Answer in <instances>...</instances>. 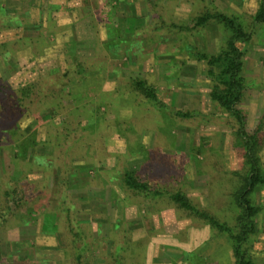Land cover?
Listing matches in <instances>:
<instances>
[{
    "label": "rangeland",
    "instance_id": "rangeland-1",
    "mask_svg": "<svg viewBox=\"0 0 264 264\" xmlns=\"http://www.w3.org/2000/svg\"><path fill=\"white\" fill-rule=\"evenodd\" d=\"M2 1L23 21L0 30V78L18 87L41 75L60 74L66 69L65 54L72 52L79 62L89 59L100 69L88 75H72L65 90L76 95L72 110L76 112L54 117L59 125L67 119L85 127L94 121L93 115L98 116L95 129L87 132L89 152L80 156L86 149L80 142L88 137L76 140L85 149L73 158V163L86 167L93 179V185L71 191L77 217L88 223L97 242L85 254L83 264H109L107 253L111 254L116 242L124 245L126 236L130 242L123 251L126 264H234L226 234L178 211L167 199L154 204L121 188L122 165L137 174L152 171L162 177L169 190L180 188L198 207L233 224L235 210L229 193L237 178L231 172L240 169V155L233 145L234 128L224 117L227 115L208 96L203 62L188 58L182 64L185 57L174 54L180 39L165 44L155 36L149 40L152 33L147 28H140L141 34L134 32V18L128 17L129 11L140 13L138 23L144 27L147 16L142 0H130L135 2L131 6L122 0H31L30 5L23 0ZM159 1L172 17L186 24H190L193 7L200 5L199 0ZM207 2L241 14L250 23L260 0ZM24 11L29 14L24 15ZM248 29L252 38L246 44L239 43V47L245 51L242 74L250 87L240 107L246 113L249 132L262 118L258 137L263 142L260 158L264 172V23L249 24ZM116 34L111 42L116 43L118 57H113L101 45ZM220 34L218 25L209 22L187 39L197 50L212 53L218 48ZM135 40L140 41L138 46H134ZM153 47L157 50L152 51ZM130 75L152 83L166 110H190L193 116L179 118L162 113L136 93L120 95L119 78ZM103 91L112 94L105 98ZM17 124L25 133L35 132L37 140L44 137V125L28 112ZM12 152L1 136L0 176L2 153L9 157ZM16 168L25 171L30 182L42 179L40 170L24 164ZM98 191L103 194L101 198L91 196L90 192ZM253 199L262 211L256 218L258 233L251 257L254 264H264V184L256 187ZM41 222V217L33 214L29 224L0 230V264H73L65 252L64 233L44 231Z\"/></svg>",
    "mask_w": 264,
    "mask_h": 264
},
{
    "label": "trees",
    "instance_id": "trees-1",
    "mask_svg": "<svg viewBox=\"0 0 264 264\" xmlns=\"http://www.w3.org/2000/svg\"><path fill=\"white\" fill-rule=\"evenodd\" d=\"M23 1L25 5H30L31 0ZM142 1L146 6L145 26L135 24L134 32L141 34L138 31L147 28L148 32L152 33L149 40L155 36L159 42L165 44L180 39L181 42L176 45L174 54L185 57L180 61L182 64L188 58L203 62L204 74L208 78V96L215 107L227 115L224 117L234 128L233 145L240 155V169L231 172V176L236 177L237 182L229 193L231 206L235 210L232 217L234 222L230 224L226 220H220L208 210L198 207L180 188L169 190L162 183V177L152 174V171L137 174L135 170L122 165L119 169L122 173L121 188L130 195L148 199L154 204L167 199L178 211H183L188 216L207 224L211 229L226 234L234 264H254L251 248L258 233L256 218L262 207L256 204L253 195L256 187L264 184L260 158L263 142L258 137L262 118H259V125L249 132L246 113L240 107V102L250 85L242 74L245 51L239 47V43L246 44L251 40L249 24L264 23V0H260L250 23H247L241 14L223 11L209 4L207 0H199L200 5L194 6L189 15L190 24L177 21L172 17V12L161 6L159 0ZM25 14H29V11H24ZM20 17L16 12H11L0 0V30L22 23ZM108 17L111 15L108 14ZM209 22L218 25L221 31L218 48L212 53L197 50L187 39ZM116 37L117 34L115 38L101 45L113 57H118L114 48L116 43L111 42ZM139 44L140 41L135 40L134 46ZM155 49L157 50L153 47L152 51ZM73 54V52L65 54L66 69L60 74L41 75L18 87H13L7 80L0 78V137L9 142V149L13 151L9 157L2 153L0 230L14 224H29L31 216L38 214L44 231L50 229L53 232L64 233L67 243L65 252L73 264H83L85 254L97 242H94L95 238L88 223L77 217V204L74 202L75 198L71 196V191L93 185V179L88 175L86 167H78L73 163V158L79 155V151H83L85 146L86 149L80 156H85L89 152L91 141L87 132H91L89 129H95L98 116L93 115L94 121L85 127L78 121L71 123L67 119L59 125L54 117L58 115L68 117L69 111L76 112L72 111L76 106L74 104L76 95L65 90V85L71 83L72 75H88L100 69L94 67L89 59L79 62L77 56L74 57ZM119 80L120 95L125 92L139 94L156 110L179 118H190L194 114L190 110H166L155 86L143 77L120 76ZM101 94L109 98L112 93L103 91ZM25 112H28L37 123L44 125L45 133L42 139L37 140L35 132L25 133L19 128L17 121ZM86 137H88L86 142H80L85 146L79 147L76 140L82 138L86 140ZM70 140L73 141L68 142ZM18 164L40 170L43 174L42 179L37 182L28 181L25 171L16 168ZM150 176H154L152 184L148 182ZM108 178L113 179L110 175ZM93 193L95 192H90L94 198H101L103 195L99 191ZM48 220L51 222V228ZM117 226L118 224L114 229H117ZM127 240L126 236L124 245L116 242L111 254L107 253L109 264H126L127 255H124L123 251L126 252L128 249L125 247L130 243Z\"/></svg>",
    "mask_w": 264,
    "mask_h": 264
},
{
    "label": "crops",
    "instance_id": "crops-1",
    "mask_svg": "<svg viewBox=\"0 0 264 264\" xmlns=\"http://www.w3.org/2000/svg\"><path fill=\"white\" fill-rule=\"evenodd\" d=\"M122 1H126L129 5L130 4H133V3H135V2H133V1H131V2H133V3H129L130 2V0H122ZM137 1V0H136ZM255 2H256V0H255ZM127 4V5H128ZM131 6V5H130ZM114 16H117L116 15V13H115V15ZM119 16V15H118ZM139 16H140V13H139V15L137 14V10H133L132 11V9H130V11H129V16L128 17H130V19L131 18H134V25L136 24V23H138V19H139ZM101 23H105V22H101ZM110 24H112V23H110ZM137 25H141L140 23H138ZM136 25V26H137Z\"/></svg>",
    "mask_w": 264,
    "mask_h": 264
}]
</instances>
